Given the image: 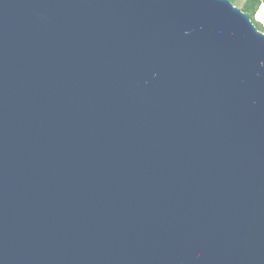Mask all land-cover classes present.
Instances as JSON below:
<instances>
[{
  "label": "water",
  "instance_id": "1",
  "mask_svg": "<svg viewBox=\"0 0 264 264\" xmlns=\"http://www.w3.org/2000/svg\"><path fill=\"white\" fill-rule=\"evenodd\" d=\"M0 264H264L247 13L0 0Z\"/></svg>",
  "mask_w": 264,
  "mask_h": 264
},
{
  "label": "trees",
  "instance_id": "2",
  "mask_svg": "<svg viewBox=\"0 0 264 264\" xmlns=\"http://www.w3.org/2000/svg\"><path fill=\"white\" fill-rule=\"evenodd\" d=\"M233 5L236 7L239 6V9L245 13H247L252 20V22L255 24L258 30L261 32H264V28L259 25L254 19H253V13L258 7L259 4L264 3V0H229Z\"/></svg>",
  "mask_w": 264,
  "mask_h": 264
},
{
  "label": "built area",
  "instance_id": "3",
  "mask_svg": "<svg viewBox=\"0 0 264 264\" xmlns=\"http://www.w3.org/2000/svg\"><path fill=\"white\" fill-rule=\"evenodd\" d=\"M258 12H261V17L258 18V21L262 24L264 28V3H261L258 9Z\"/></svg>",
  "mask_w": 264,
  "mask_h": 264
},
{
  "label": "rangeland",
  "instance_id": "4",
  "mask_svg": "<svg viewBox=\"0 0 264 264\" xmlns=\"http://www.w3.org/2000/svg\"><path fill=\"white\" fill-rule=\"evenodd\" d=\"M260 5H261V4L258 5V7L256 8V10H255L254 13H253V19H254L257 23H259V25H260L261 27H263L262 24L258 21V18L261 17V12H258V9H259V6H260ZM238 8H239V6H238ZM263 30H264V29H263Z\"/></svg>",
  "mask_w": 264,
  "mask_h": 264
}]
</instances>
